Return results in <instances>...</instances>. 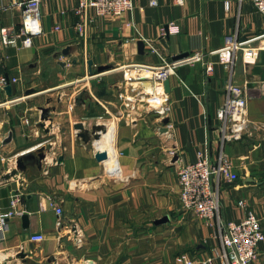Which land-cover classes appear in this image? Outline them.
<instances>
[{
    "label": "crops",
    "instance_id": "1",
    "mask_svg": "<svg viewBox=\"0 0 264 264\" xmlns=\"http://www.w3.org/2000/svg\"><path fill=\"white\" fill-rule=\"evenodd\" d=\"M150 2L133 0L132 12L115 18L90 10L81 38L80 0H46L43 34L33 46L23 47L20 39L18 47H5L1 30L19 31L24 7L0 0V76L20 81L0 87V207L9 209L14 195L19 199V214L0 240V264H175L181 255L211 256L220 246L218 225L185 212L177 171L196 162L200 151L217 157V110L230 83L247 89L251 126L241 141L224 147L239 180L215 181L219 213L227 224L253 211L264 230V37L252 44L262 47L252 65L241 53L234 66L209 55L229 35L238 41L264 35V18L250 0ZM198 52L204 62L182 65L170 78L168 133L141 102L132 112L124 100L130 89L125 80L134 71L128 66H160L162 57L174 61ZM208 60L215 63L212 76L205 72ZM89 62L93 74L102 66L113 69L91 77ZM104 83L110 95H120L119 108L95 95ZM30 89L36 93L26 96ZM78 124L89 131L88 142L79 137ZM99 126L111 127L115 148L113 142L103 148L109 162L116 156L119 176L96 158L91 132L98 135ZM41 153L46 158L39 161ZM21 157L25 169L18 167ZM52 202L63 210L61 228ZM35 235L45 240L34 242ZM259 254L255 264H264V243Z\"/></svg>",
    "mask_w": 264,
    "mask_h": 264
},
{
    "label": "built area",
    "instance_id": "2",
    "mask_svg": "<svg viewBox=\"0 0 264 264\" xmlns=\"http://www.w3.org/2000/svg\"><path fill=\"white\" fill-rule=\"evenodd\" d=\"M13 4L24 7L23 19L20 30L14 32L10 29L1 30L2 42L5 47H18L17 40H22L23 47H32L34 39L43 34L41 20V5L46 0H11ZM176 4H182L184 0H173ZM257 12L264 18V0H250ZM152 6H157V0H151ZM133 0H80L75 9L80 21L76 24V31L79 36H85V29L88 20V12L94 11V15L104 18L120 17L125 13L132 12ZM174 27V23L169 28ZM168 29V28H167ZM252 38L246 41H238L235 36H227L225 45L220 50L209 52V55L218 56L219 62L223 65L234 66L236 57L241 53L245 65L257 63L262 47L252 44L259 38ZM154 51H157L152 47ZM160 66L134 64L127 68L133 69V75L126 78L125 84L130 87L129 94L124 100L133 111L137 112L136 103H142L147 112L155 113L161 123V128H165V133L169 131L168 124L163 125V121L168 119L171 112V102L169 94L165 90V81L170 80L176 70L185 64L204 62L205 55L196 53L190 54L180 60L168 61L164 57ZM205 72L212 76L215 71V63L206 61L204 63ZM91 75V74H90ZM94 75L91 77H100ZM19 78H9L0 76V87H5L11 83L19 84ZM140 83L134 85V83ZM147 83L146 85H144ZM226 101L217 110V118L220 121L218 131L220 132V150L215 159L210 151L204 150L198 153L197 161L194 163L181 165L177 175L180 186V200L186 213L201 220H215L219 229V248H214L211 256L206 259H199L181 255L175 264H255L258 260L259 247L264 243V230L261 221L253 211H246L244 217L238 222H228L224 224L221 220L219 209V191L215 189V181L222 180L226 183H235L239 180V175L230 157L225 153L224 147L227 144L241 141L248 134L251 122L248 111V92L241 85L230 83L226 86ZM107 128L106 130H108ZM159 129V128H158ZM114 146V142H113ZM115 148V146H114ZM95 154L101 153L96 147ZM116 159V158H115ZM16 161V160H15ZM118 167V169H117ZM119 172V173H118ZM121 173L117 159L116 168L110 171L113 176ZM17 196H13L10 207L4 210L0 207V240L5 239V233L9 229L10 221L18 214ZM245 202H240L244 207ZM58 220L57 227H63V210L61 206L52 202ZM34 242H43L44 235L31 237Z\"/></svg>",
    "mask_w": 264,
    "mask_h": 264
},
{
    "label": "water",
    "instance_id": "3",
    "mask_svg": "<svg viewBox=\"0 0 264 264\" xmlns=\"http://www.w3.org/2000/svg\"><path fill=\"white\" fill-rule=\"evenodd\" d=\"M141 46H142V44H140ZM189 54H186V55H183V56H179V57H177L175 60H180V59H182V58H185V57H187ZM113 68L112 67H110V66H102V67H100L99 69H98V75H104L105 73H107V72H109V71H111ZM89 70H90V74H91V76H94V75H96V74H93V72H92V62H89ZM7 89H9L10 90V87H7ZM165 90H166V92L168 93V94H170L171 93V81L170 80H166L165 81ZM36 92H35V90H33V89H30V90H28L27 91V95L26 96H30V95H32V94H35ZM169 122V120L168 119H166V120H164V124H167ZM75 128H76V130H78L79 131V137H81L82 139H84L85 141H89V139L88 138H90V137H88V134H89V131H86L87 133H85L84 132V130H85V127H84V125L83 124H78V125H76L75 126ZM104 128V127H103ZM96 129L97 130H100L101 128L100 127H96ZM105 129V128H104ZM94 130L95 129H93V131L91 132V134L96 138L97 137V135L96 134H94ZM44 150V149H43ZM39 161H42V160H44L45 158H46V155L44 154V153H41V154H39ZM96 158H97V160L98 161H105V160H107L108 159V155L106 154V153H97L96 154ZM24 159H25V157H21L19 160H18V167L19 168H24L23 166H24ZM25 169V168H24ZM24 219L25 220H27V216H24Z\"/></svg>",
    "mask_w": 264,
    "mask_h": 264
},
{
    "label": "rangeland",
    "instance_id": "4",
    "mask_svg": "<svg viewBox=\"0 0 264 264\" xmlns=\"http://www.w3.org/2000/svg\"><path fill=\"white\" fill-rule=\"evenodd\" d=\"M101 78H105V77H101ZM96 80V79H95ZM84 84H87V86H90V84H88V82H85ZM94 86V85H93ZM96 86V85H95ZM123 87V89H121L120 91H123V92H125L126 91V87H125V85H122ZM90 88V87H89ZM95 90H94V93H95V95L97 96V97H100V99H107V100H112V101H115V103L117 104V107L119 108L120 107V105L122 104V99H120L121 97H120V95L118 94L117 95V92H116V95L115 96H113V93L110 95V89H108L106 86H105V83H104V86H99V87H95L94 88ZM113 91V90H112ZM117 91V90H116ZM119 91V90H118ZM119 93V92H118ZM83 95V98L85 99V97H86V99L85 100H87L88 99V97H87V94L86 93H83L82 94ZM109 116V115H108ZM110 117V116H109ZM105 119H106V117H105ZM100 127V126H99ZM99 138V134L97 135V137L96 138H94V140H93V147H95V141L97 140ZM91 141H92V139H91ZM177 258H179V257H177ZM177 258H176V260H177Z\"/></svg>",
    "mask_w": 264,
    "mask_h": 264
},
{
    "label": "bare ground",
    "instance_id": "5",
    "mask_svg": "<svg viewBox=\"0 0 264 264\" xmlns=\"http://www.w3.org/2000/svg\"><path fill=\"white\" fill-rule=\"evenodd\" d=\"M100 128L101 129L98 132V134L100 136H99V138L94 143L96 144L95 147L98 148L99 152L106 153V149H104L103 146L106 145V146L109 147L112 144L113 140H114V136L113 135H110V133H111L110 132L111 131L110 128L111 127L109 128L110 130L109 129L106 130L103 127H100ZM108 131H109V135H107ZM114 134H115V132H114ZM106 154L108 155V153H106ZM115 157L113 158V161L109 162L110 156L108 155V159H107V161H105V162H107V164H111V167L113 166L111 168L112 170L116 168V159H115ZM117 169H118V167H117Z\"/></svg>",
    "mask_w": 264,
    "mask_h": 264
}]
</instances>
